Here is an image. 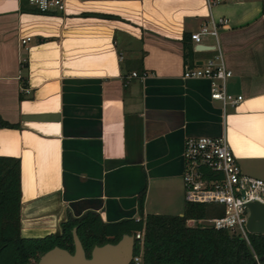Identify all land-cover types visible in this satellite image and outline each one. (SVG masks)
Listing matches in <instances>:
<instances>
[{"label":"crops","instance_id":"crops-1","mask_svg":"<svg viewBox=\"0 0 264 264\" xmlns=\"http://www.w3.org/2000/svg\"><path fill=\"white\" fill-rule=\"evenodd\" d=\"M62 1L57 15L0 0V119L16 125L0 127V156L19 161L21 236L87 210L138 219L142 190V218L181 215L186 137H225L246 175L264 179V0ZM210 18L227 20L226 88L243 98L223 109L207 79L181 77L213 54L212 36L202 50L189 40Z\"/></svg>","mask_w":264,"mask_h":264},{"label":"trees","instance_id":"trees-1","mask_svg":"<svg viewBox=\"0 0 264 264\" xmlns=\"http://www.w3.org/2000/svg\"><path fill=\"white\" fill-rule=\"evenodd\" d=\"M21 11L57 14L60 10H39L28 0H17ZM81 15L109 14L83 12ZM190 48L183 52L189 59ZM22 97V95H19ZM0 127H16L0 119ZM19 161L16 157L0 156V264H33L37 257L52 246L72 252L70 230L76 235L85 255L93 245L114 243L123 233L142 230V239L135 240L133 256L139 264H264V233H248V242L237 234L211 227L187 226V218L219 215L211 204L183 202L181 215L146 214L141 217L143 190L137 198L138 219L127 218L103 222L97 213L85 211L77 217L66 216L59 230L42 237H21L19 234ZM262 257L258 262L255 260ZM133 264V262H130Z\"/></svg>","mask_w":264,"mask_h":264},{"label":"built area","instance_id":"built-area-1","mask_svg":"<svg viewBox=\"0 0 264 264\" xmlns=\"http://www.w3.org/2000/svg\"><path fill=\"white\" fill-rule=\"evenodd\" d=\"M209 7L226 0H203ZM30 5L43 10H62V0H28ZM225 18L209 19L199 28L189 33L194 50H202L201 39L212 36L215 44L213 54L193 67H184L182 78H204L209 81V97L217 100L222 109L226 105L236 106L243 98L227 91L226 81L232 75L223 61L217 42L218 27L226 23ZM29 37L20 39L21 43ZM132 76L136 74L131 72ZM182 171L180 174L183 199L185 202L211 204L220 209L219 215L203 218H187L185 225L211 227L237 234L248 242L246 223L250 214L248 204H264V179L242 173L240 164L227 139L220 137H186L181 151ZM206 223V225H204ZM142 230L133 233L139 243ZM131 262L139 264V255H132Z\"/></svg>","mask_w":264,"mask_h":264},{"label":"water","instance_id":"water-1","mask_svg":"<svg viewBox=\"0 0 264 264\" xmlns=\"http://www.w3.org/2000/svg\"><path fill=\"white\" fill-rule=\"evenodd\" d=\"M200 64L201 62H196ZM246 228L249 233H264V204L250 202ZM50 234V233H49ZM72 252L58 246H52L41 253L33 264H130L135 240L133 234L123 233L114 243L93 245L88 253L76 235L75 226L70 230ZM21 236V235H20ZM23 237V236H21ZM262 257L255 260L258 262Z\"/></svg>","mask_w":264,"mask_h":264},{"label":"rangeland","instance_id":"rangeland-1","mask_svg":"<svg viewBox=\"0 0 264 264\" xmlns=\"http://www.w3.org/2000/svg\"><path fill=\"white\" fill-rule=\"evenodd\" d=\"M242 169V168H241ZM242 173H244V174H247L245 171H243V169H242ZM250 176H251V174H249ZM254 177V176H253ZM204 225H206V223L204 224Z\"/></svg>","mask_w":264,"mask_h":264}]
</instances>
